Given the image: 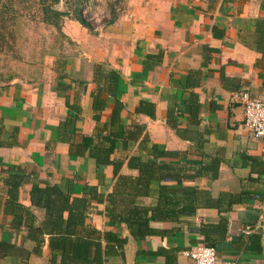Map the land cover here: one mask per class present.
I'll return each mask as SVG.
<instances>
[{"label": "crops", "instance_id": "0c3cea01", "mask_svg": "<svg viewBox=\"0 0 264 264\" xmlns=\"http://www.w3.org/2000/svg\"><path fill=\"white\" fill-rule=\"evenodd\" d=\"M111 10L100 27L64 17L58 54L0 78V264H64L49 247L66 230L124 238L118 247L101 236L104 264H195L185 251L201 227L219 261L264 264V137L233 98H264L262 0H122ZM122 130L97 162L88 137ZM143 137L173 155L180 176L160 183L195 188L197 204L135 239L90 189L115 191V168L136 176L128 159Z\"/></svg>", "mask_w": 264, "mask_h": 264}, {"label": "trees", "instance_id": "16d2710c", "mask_svg": "<svg viewBox=\"0 0 264 264\" xmlns=\"http://www.w3.org/2000/svg\"><path fill=\"white\" fill-rule=\"evenodd\" d=\"M59 1L36 0L41 11V22L47 27H52L55 31L56 45L48 49L42 48L39 52V57L36 59L37 61L31 65L42 64L43 57L55 53L58 54L64 44L68 42L62 29L64 17L75 19L83 26L90 27L79 9L82 0L69 2L70 9L67 11L55 7ZM262 3L264 5V0H262ZM257 22L258 30L262 31L261 23H264V19H259ZM15 73L14 71L6 79L16 76L17 74ZM110 134L98 137V139L88 137L87 143L90 146V154L99 163H107L109 161V154L118 143L116 139L124 137L123 130L121 132H111ZM136 136V133L128 134V137L132 140L136 139ZM149 142L147 137L140 139L138 144L139 153L130 156L128 159V164L138 171L136 176L118 173V169L115 168V191L108 193L105 196L106 198H104L103 194H95V189H90L99 202H105V212L109 217L124 222L130 235L135 239H144L145 236L154 231L150 225L151 221L177 220L183 216L182 214H193L197 204L195 188L160 183L167 178H179L180 174L171 165L173 163L166 162L167 159L172 161V153L161 148L156 143L149 144ZM124 144L125 142L123 141ZM154 181L158 183L153 188L151 185H154ZM150 194L155 196L153 203L147 204L137 199V196H150ZM199 230L204 235L203 240L200 242L212 245L213 243L207 237L206 230L203 227ZM57 236H59L58 238L61 241L58 243L61 245L55 246L54 241L57 239L53 238V243L50 240L51 259L59 258L64 264H104V252L106 250L101 245V236H107L109 240H114L118 247L125 242L124 238H119L115 235L111 236L109 233L103 234L97 230L85 233L66 230L60 232ZM251 238L252 241L258 243L260 234L254 233Z\"/></svg>", "mask_w": 264, "mask_h": 264}, {"label": "rangeland", "instance_id": "374dc122", "mask_svg": "<svg viewBox=\"0 0 264 264\" xmlns=\"http://www.w3.org/2000/svg\"><path fill=\"white\" fill-rule=\"evenodd\" d=\"M71 1L60 0L55 7L67 11ZM121 2L82 0L79 9L85 19L100 27L112 16V4L119 6ZM41 18L36 0H0V78H8L14 71L20 74L37 61L42 48L56 45L55 31Z\"/></svg>", "mask_w": 264, "mask_h": 264}, {"label": "built area", "instance_id": "2783aa9c", "mask_svg": "<svg viewBox=\"0 0 264 264\" xmlns=\"http://www.w3.org/2000/svg\"><path fill=\"white\" fill-rule=\"evenodd\" d=\"M239 100L243 109V123L255 136L264 137V98L251 97L241 91L233 94ZM185 253L195 264H234L232 261H219L214 246L197 241Z\"/></svg>", "mask_w": 264, "mask_h": 264}]
</instances>
